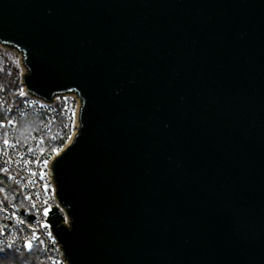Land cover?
I'll use <instances>...</instances> for the list:
<instances>
[{
  "label": "water",
  "instance_id": "1",
  "mask_svg": "<svg viewBox=\"0 0 264 264\" xmlns=\"http://www.w3.org/2000/svg\"><path fill=\"white\" fill-rule=\"evenodd\" d=\"M0 45L79 96L67 264H264V0H0Z\"/></svg>",
  "mask_w": 264,
  "mask_h": 264
},
{
  "label": "built area",
  "instance_id": "2",
  "mask_svg": "<svg viewBox=\"0 0 264 264\" xmlns=\"http://www.w3.org/2000/svg\"><path fill=\"white\" fill-rule=\"evenodd\" d=\"M0 47L12 52V61L19 68L17 94L3 99L0 117V172L6 174L10 184L8 189L0 187V264H67L61 243L49 221L44 220L49 213L45 216L44 211L55 206L63 225H68L69 216L55 195L50 163L77 130L79 96L65 92L47 101L29 93L21 80L25 71L21 52ZM29 113L40 118V128L21 141L15 131L19 120ZM48 134L51 138L45 140ZM58 140L62 143L55 147ZM6 194L12 197L7 198ZM33 234L37 239L32 240L29 249L25 244Z\"/></svg>",
  "mask_w": 264,
  "mask_h": 264
},
{
  "label": "trees",
  "instance_id": "3",
  "mask_svg": "<svg viewBox=\"0 0 264 264\" xmlns=\"http://www.w3.org/2000/svg\"><path fill=\"white\" fill-rule=\"evenodd\" d=\"M19 79V68L11 61L7 54L0 51V117H2L4 111L2 101L5 97L17 94ZM4 95V96H3ZM40 128V118L33 114L24 115L18 122V126L15 131V136L21 140L25 141L29 138L31 133ZM51 134L45 136V140H50ZM62 140L55 142L54 146L59 147ZM8 181L6 179V174L0 172V187L8 189ZM13 189L14 186H11ZM7 198H11L10 194H6Z\"/></svg>",
  "mask_w": 264,
  "mask_h": 264
},
{
  "label": "snow or ice",
  "instance_id": "4",
  "mask_svg": "<svg viewBox=\"0 0 264 264\" xmlns=\"http://www.w3.org/2000/svg\"><path fill=\"white\" fill-rule=\"evenodd\" d=\"M74 115H75V113H73V116H74ZM4 143L7 144L8 141L5 140ZM45 163H47V161H45ZM47 214H48V211L45 210V211H44V215L46 216ZM35 239H37V237L35 236V234H33L32 238L29 239L28 241H26L25 247L31 249L32 246H33V244H32V240H35ZM41 243H43V241H41ZM9 247H11V245H9Z\"/></svg>",
  "mask_w": 264,
  "mask_h": 264
},
{
  "label": "rangeland",
  "instance_id": "5",
  "mask_svg": "<svg viewBox=\"0 0 264 264\" xmlns=\"http://www.w3.org/2000/svg\"><path fill=\"white\" fill-rule=\"evenodd\" d=\"M0 51L5 52V53L7 54V56H8V57L11 59V61H12V57H11V55H13L12 52H10V51H8V50H5V49H3V48H1V47H0Z\"/></svg>",
  "mask_w": 264,
  "mask_h": 264
}]
</instances>
